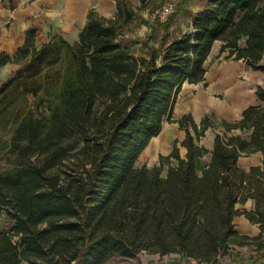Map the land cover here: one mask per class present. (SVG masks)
Listing matches in <instances>:
<instances>
[{
	"label": "trees",
	"instance_id": "trees-1",
	"mask_svg": "<svg viewBox=\"0 0 264 264\" xmlns=\"http://www.w3.org/2000/svg\"><path fill=\"white\" fill-rule=\"evenodd\" d=\"M114 1L113 17L88 10L76 41L54 34L37 46L29 29L13 55L0 53V68L17 65L0 85V119L28 96L49 110L24 107L15 118L19 162L0 171V215L12 222L0 230V264H104L141 251L219 264L232 245H253L251 264H264V85L238 120L173 117L183 83L204 80L216 41L226 58L264 74V0H208L187 31L163 41L165 32L140 54L120 38L136 10ZM164 122L185 131L184 156L174 143L159 164L138 166ZM210 128L212 149L200 143ZM257 151L260 164L239 166ZM248 199L252 209L236 207ZM239 214L257 236L237 232Z\"/></svg>",
	"mask_w": 264,
	"mask_h": 264
},
{
	"label": "rangeland",
	"instance_id": "rangeland-1",
	"mask_svg": "<svg viewBox=\"0 0 264 264\" xmlns=\"http://www.w3.org/2000/svg\"><path fill=\"white\" fill-rule=\"evenodd\" d=\"M79 1L85 2L87 6L95 8L99 14L101 13V15L110 17L109 4L110 1L113 3V0ZM130 1L133 4V8L136 10V17L132 23L124 28L120 38L127 42L136 54H140L145 53L147 47L150 45L158 46L165 32L166 39L163 41L170 40L183 31H187L190 27L192 16L199 9L204 8L206 0H149L145 3L140 2V0ZM67 2L68 0H0V10H4L7 15H12V13L16 11H24V14L27 16L24 17L27 21V25L28 22H30V25H36L37 29L41 31L49 29L55 34H60L62 36L64 34L67 36V31L62 30L61 27L68 22L63 16L72 9ZM165 5L169 7V18L166 17L162 20L155 15V13ZM115 6L114 10L116 9ZM167 18L170 19V22H168V20L166 21ZM20 25L21 27L12 24V19L9 17H0V28L4 33V37L0 34V44L10 43L6 38L9 33H13V41H11V43L16 42L18 39V29L23 26L22 21ZM219 48L220 43L217 41L208 55L205 64L207 69L218 67L223 60L233 59L226 58L225 53L221 54L219 52ZM12 72V66H5L0 69V85L12 74ZM187 85L188 84H185L184 89L188 87ZM181 95L185 100L190 95H195V90H192V88L187 89L183 91ZM24 107H32L36 116H45L49 113L45 105L40 108H35V106L32 105V97L28 96L27 100L21 99L17 110L10 111L5 118L0 119V171L9 169L19 162L18 158L10 150V138L15 126V118L20 115ZM182 133L183 130H180L175 122H164L160 134L152 138L147 147H145L139 155L137 165L140 166L144 164L148 167H152L159 164V156L170 153L174 143L179 145V137ZM204 140L205 138L203 141ZM162 172L164 174L165 169ZM11 225L12 222L2 213L0 215V230H9ZM175 254L176 253L166 254L170 264L184 261L185 256L183 257V255L180 254L182 257H179ZM185 260L186 262L189 261V259ZM104 264H140V259L138 256L129 258L116 255Z\"/></svg>",
	"mask_w": 264,
	"mask_h": 264
},
{
	"label": "crops",
	"instance_id": "crops-1",
	"mask_svg": "<svg viewBox=\"0 0 264 264\" xmlns=\"http://www.w3.org/2000/svg\"><path fill=\"white\" fill-rule=\"evenodd\" d=\"M67 3L69 7H71L72 9L68 11L69 13H66L63 16V18L66 19L68 22H66L61 27L62 30L67 31V36L64 34L63 36L66 37V39H68L70 42H73L78 39L80 30L85 26L87 22L88 10L92 7L87 6L85 2H81L79 0L78 1L68 0ZM207 3L208 0L205 1V6H207ZM109 5H110L109 16L113 17L116 15L117 12L116 9L114 10V6H115L114 0L113 3L112 1H110ZM2 16L11 18L12 24H14L15 26L21 27L20 24L22 21L23 26L22 28L18 29V39L16 42L11 43V41H13L12 39L13 33H9L7 35L6 38L10 43L0 44V53L7 52L13 55L17 51V49L24 44L29 29L34 30L33 39L35 45L37 46L48 41L50 37L55 34L51 32L49 29H44V31H41L40 29H37L36 25H30V22H28L27 25L26 24L27 21L24 19V17L27 16L26 14H24V11H16L12 13V15H7L4 10L3 11L0 10V17ZM0 34L2 37H4V33L1 31V28H0ZM219 43L221 45L220 41ZM261 62L264 63V55L262 57ZM5 66L13 67L12 74L17 68L16 64L8 63L2 66L0 69H2ZM11 75H9V77ZM185 84H188L187 85L188 87L184 89ZM257 85H264L263 72H261L260 70L252 69L241 59L223 60L218 65V67L206 70L205 78L202 82L196 84L187 83V82L183 83L182 88L178 94L177 100L174 104L173 116L174 118H179L183 114L189 113L191 114V116L193 117L196 123H199L205 114H214V116H216L217 118H223L229 121L238 120L241 117L242 111L247 106L260 103L255 93ZM191 88L192 90L193 89L195 90V95L192 96L190 95L188 98L184 100L181 93ZM177 126L179 127L178 124ZM179 129L183 130L180 127ZM232 134H242V132L236 129L232 131ZM184 136H185V131L183 130L182 135H180L179 137V145H177L181 156H184L186 152V149L180 145V141L183 140ZM214 136H215V132L210 128L205 132V135L204 137H202L200 143L206 148L212 149ZM155 137L156 136L152 138ZM204 138L205 140L203 141ZM209 158H210L209 155L205 157L206 160H209ZM262 159H263V153L261 151H257L254 153L241 155L238 158V164L243 169H248L252 165L260 164ZM236 207L239 210L243 208L248 210L252 209L253 200L248 199L244 203H237ZM233 223L235 225V229L239 234H245L252 237V236H257L260 232L258 225L251 223L243 214L235 215L233 218ZM175 255L182 257L179 253H176ZM137 256L140 259V264H170L167 255L161 256L157 253H148L146 251H141V253H138ZM254 257H256V252L254 250L253 245H243V246L232 245L229 253L222 256V258L221 257L219 258V264H251ZM185 259H189V261L186 262ZM176 264H207V263L205 262L198 263L193 258L184 257V261H178Z\"/></svg>",
	"mask_w": 264,
	"mask_h": 264
},
{
	"label": "built area",
	"instance_id": "built-area-1",
	"mask_svg": "<svg viewBox=\"0 0 264 264\" xmlns=\"http://www.w3.org/2000/svg\"><path fill=\"white\" fill-rule=\"evenodd\" d=\"M169 7L168 6H163L159 10L156 11L155 15H157L160 19H165L167 15L169 14Z\"/></svg>",
	"mask_w": 264,
	"mask_h": 264
}]
</instances>
